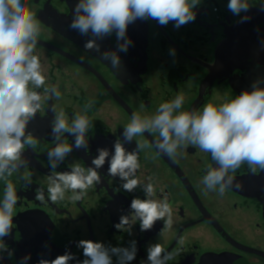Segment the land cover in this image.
<instances>
[{
    "label": "flooded vegetation",
    "instance_id": "flooded-vegetation-1",
    "mask_svg": "<svg viewBox=\"0 0 264 264\" xmlns=\"http://www.w3.org/2000/svg\"><path fill=\"white\" fill-rule=\"evenodd\" d=\"M23 2L41 21L35 54L41 59L48 83L58 86L62 98L45 101L29 122L27 130L38 143L35 150L25 146L28 167L10 178L19 201L13 232L5 238V243L15 252L10 259L5 253L0 264H19L25 256L22 247L30 243L23 228L28 225L46 238L39 243H46L49 248L34 250L38 260L54 259L66 250L82 260V249L76 245L82 239H89L113 247H128L135 240L137 255L130 264L146 262L147 248L154 243L175 253L167 264H264V172L257 170L252 174L243 165L234 174L240 187L233 186L224 196L215 192L205 194L200 181L207 165H214L210 154L189 146L182 150V156L169 158L157 152L154 147L157 137L147 132L124 146L132 151L136 143L147 145L138 152L141 167L137 176L142 183L153 176L157 198L166 196L172 206L174 224L163 235H160L163 221H157L151 230L144 232L138 221L134 222L131 233L114 227L121 215L130 213L131 200L144 199L145 195L141 188L132 193L124 191L119 178L108 175L107 161L99 169L101 183L91 188L82 201L72 203L65 199L52 204L35 200L36 188L42 187L46 193L50 174L47 152L55 146L51 135L52 106L63 108L72 116L81 112L88 100L95 101L87 113L92 122L87 133L88 151L74 148L56 169L70 171L69 166L74 162L92 166L98 148L114 152V142L118 137L123 139V127L134 112L152 115L160 103L172 100L178 93L185 96V110L202 109L206 103L219 104L232 98L241 93L234 84L243 75L241 69L236 68L229 77L219 75L205 83L213 74L218 48L228 31L241 21V16L264 7V0H249L250 9L241 16L227 10L228 0H201L195 9V21L179 28L174 27V22L160 26L155 20L138 19L127 29L132 44L127 52H118L120 69H111L100 53L84 48L92 38L90 33L84 36L69 27L78 0ZM97 43L101 52L116 51L118 47L115 33ZM173 49L174 54L170 52ZM63 139L74 144L70 134H65ZM4 186L0 181V199ZM112 259L116 264L117 258Z\"/></svg>",
    "mask_w": 264,
    "mask_h": 264
},
{
    "label": "clouds",
    "instance_id": "clouds-1",
    "mask_svg": "<svg viewBox=\"0 0 264 264\" xmlns=\"http://www.w3.org/2000/svg\"><path fill=\"white\" fill-rule=\"evenodd\" d=\"M200 3L201 0H78L69 27L84 36L90 33L92 38L86 41L84 48L100 53L111 69H120L118 52H127L132 44L127 37L130 24L138 19L155 20L160 26L174 22V27L179 28L195 21V9ZM250 6L249 0H228L227 10L234 16H241ZM249 19L244 15L240 22ZM40 33L41 21L23 0H0V181L5 185L0 199V261L5 253L10 259L15 252L5 243V238L13 232L19 201L16 186L10 178L28 167L25 146L35 150L38 143L27 130L29 122L45 101L62 98L58 86L48 83L41 59L35 54ZM113 33L117 50L101 52L97 41ZM174 51L170 50L172 54ZM184 102V94L178 93L172 100L160 103L152 115L132 113L130 121L123 127V139L118 137L114 142V152L98 148V155L91 160L92 166L84 167L74 162L69 166L70 171L56 169L74 148L88 151L87 133L92 122L87 113L95 101L88 100L83 110L72 116L63 108L52 106L51 135L55 146L47 152L50 174L46 193L44 188H36L35 200L52 204L65 199L72 203L82 201L91 188L101 183L99 169L107 161L108 175L118 177L124 191L132 193L141 188L145 195L144 199L135 197L131 200L130 213L121 215L114 227L131 233L134 222L138 221L144 232L151 230L157 221H163L160 232L163 235L174 224L172 206L166 196L157 198L153 176L147 177V183H142L137 176L141 167L138 152L147 145L136 143L137 147L132 151L124 146L145 132L156 135L154 147L159 154L169 158L182 156V150L189 146L210 154L215 166L208 164L200 181L205 194L215 192L224 196L233 186L240 187L234 174L243 165H247L252 174L257 170L264 172V87L260 86V81L254 82L250 91L245 89L219 104L206 103L202 109L185 110ZM65 134L74 137V144L63 139ZM76 247L82 249L84 259L80 260L66 250L54 259L41 257L37 264H70L72 261L75 264H113V256L117 258L116 264H130L137 255L135 240L130 241L128 247H113L101 241L82 239ZM174 255L160 243H154L148 246L147 261L142 264H167ZM30 259L29 253L19 264H27Z\"/></svg>",
    "mask_w": 264,
    "mask_h": 264
},
{
    "label": "water",
    "instance_id": "water-1",
    "mask_svg": "<svg viewBox=\"0 0 264 264\" xmlns=\"http://www.w3.org/2000/svg\"><path fill=\"white\" fill-rule=\"evenodd\" d=\"M245 15L250 19L239 22L228 31L226 39L219 46L216 67L205 84L214 80L215 76L229 77L236 68H239L243 71V75L235 79L237 82L234 80L236 82L234 84L241 89V92L245 89L252 90V84L256 81H260V86L264 87V7ZM23 231L30 243L22 247L25 251L24 255H27L28 251L31 254L28 264H37L38 255L34 250L39 252L49 250L46 243H39L46 238H42L30 225L23 228Z\"/></svg>",
    "mask_w": 264,
    "mask_h": 264
}]
</instances>
